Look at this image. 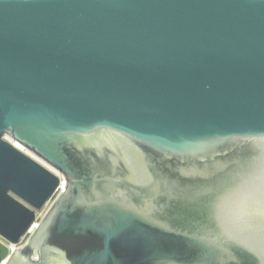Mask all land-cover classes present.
Instances as JSON below:
<instances>
[{
  "label": "water",
  "instance_id": "water-1",
  "mask_svg": "<svg viewBox=\"0 0 264 264\" xmlns=\"http://www.w3.org/2000/svg\"><path fill=\"white\" fill-rule=\"evenodd\" d=\"M264 264V0H0V264Z\"/></svg>",
  "mask_w": 264,
  "mask_h": 264
},
{
  "label": "built area",
  "instance_id": "built-area-1",
  "mask_svg": "<svg viewBox=\"0 0 264 264\" xmlns=\"http://www.w3.org/2000/svg\"><path fill=\"white\" fill-rule=\"evenodd\" d=\"M8 141H10L8 138H6ZM12 145L19 149L22 153H24L26 156L30 157L31 159H33L34 161H36L37 163H39L40 165H42L44 168H46L47 170H49L51 173H53L58 179H59V186L53 196V198H58L66 189V179L65 177L59 172L57 171L55 168H53L52 166H50L48 163H46L45 161H43L42 159H40L38 156H36L34 153H32L31 151H29L28 149H26L24 146L20 145L17 142H12ZM48 206V204H46L45 208ZM43 209V210H44ZM42 211H38L36 213V219L34 221V223L32 224V226L30 227V229L28 230V232L26 233V235L24 237H22V239L20 240L19 244H10L8 243V247L10 249V256L3 261L1 264H7L8 261L10 260L11 256L20 248H22L27 241L30 239V237L33 235V233L37 230V228L39 227L42 219L44 218V212ZM26 240V242L24 243V241Z\"/></svg>",
  "mask_w": 264,
  "mask_h": 264
},
{
  "label": "flooded vegetation",
  "instance_id": "flooded-vegetation-1",
  "mask_svg": "<svg viewBox=\"0 0 264 264\" xmlns=\"http://www.w3.org/2000/svg\"><path fill=\"white\" fill-rule=\"evenodd\" d=\"M57 200H58V198L56 197V198H52L47 204H48V206L46 207L47 209H42L43 210V212H44V218L51 212V210H52V208L55 206V204H56V202H57ZM41 210V211H42ZM36 213H37V211H36ZM43 218V219H44ZM42 219V220H43Z\"/></svg>",
  "mask_w": 264,
  "mask_h": 264
},
{
  "label": "rangeland",
  "instance_id": "rangeland-1",
  "mask_svg": "<svg viewBox=\"0 0 264 264\" xmlns=\"http://www.w3.org/2000/svg\"><path fill=\"white\" fill-rule=\"evenodd\" d=\"M47 209V208H46ZM26 242V240L24 241V243Z\"/></svg>",
  "mask_w": 264,
  "mask_h": 264
}]
</instances>
